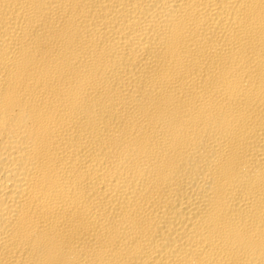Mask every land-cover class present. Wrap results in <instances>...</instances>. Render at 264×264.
Wrapping results in <instances>:
<instances>
[{
	"label": "bare ground",
	"instance_id": "bare-ground-1",
	"mask_svg": "<svg viewBox=\"0 0 264 264\" xmlns=\"http://www.w3.org/2000/svg\"><path fill=\"white\" fill-rule=\"evenodd\" d=\"M0 264H264V0H0Z\"/></svg>",
	"mask_w": 264,
	"mask_h": 264
}]
</instances>
